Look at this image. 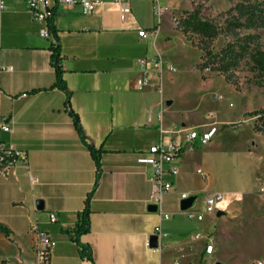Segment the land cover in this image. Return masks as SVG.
I'll return each instance as SVG.
<instances>
[{"label":"crops","instance_id":"1","mask_svg":"<svg viewBox=\"0 0 264 264\" xmlns=\"http://www.w3.org/2000/svg\"><path fill=\"white\" fill-rule=\"evenodd\" d=\"M53 24L56 34L51 32L69 94L54 83L53 42L38 34L44 24L31 17L22 0H6L1 12L0 68L11 69H0V111L9 116L10 123V130L0 137L7 145L22 149L25 157L0 173V223L10 230L9 235L0 232L6 246L0 252V264L2 260L5 264H39L32 224L55 239L47 264L81 262L78 246L64 230L75 224L95 179V162L84 141L101 149L99 179L89 201V229L78 236L88 247L92 264H172L180 255L179 264H198L201 254L209 264L212 254L203 252V242L187 243L185 235L190 227L206 232L222 214L224 204L262 188L258 146L251 141L218 148L219 135L212 143L183 151L171 162L178 173L164 175L172 187L163 194L160 210L169 213V218H162L158 210H147L152 169L137 161L147 149L139 144L141 128L157 130L158 102L164 98L150 102L147 91L135 87L136 61L134 66L119 68L116 47L125 45L128 34L135 32L139 40H145L143 56L159 53L151 48L155 35L150 32L160 28L153 3L131 0L125 12L106 1L90 14H82L77 3L59 5ZM139 28L146 29L147 36H139ZM133 93L142 98L135 123L127 115V97ZM70 110L78 115L84 140L73 126ZM148 112L151 122L146 120ZM174 122L198 129L206 125L202 120L196 124L182 119L164 122L163 117L166 125ZM239 160L249 170L248 176L235 174L231 163ZM228 174L231 184L215 189L224 196L217 210L222 212L207 215L201 222L188 221L180 212L179 194L186 191L198 196L196 209H201L203 194L213 191L214 181ZM37 199L42 209L35 207ZM49 213H55L56 221H49ZM156 225L159 247L153 248L148 237Z\"/></svg>","mask_w":264,"mask_h":264},{"label":"rangeland","instance_id":"2","mask_svg":"<svg viewBox=\"0 0 264 264\" xmlns=\"http://www.w3.org/2000/svg\"><path fill=\"white\" fill-rule=\"evenodd\" d=\"M244 1L260 2L264 15V0H160L165 11L158 20L160 28L159 32L156 30L151 48L159 51L152 54H159L163 61L161 90H157L154 79L143 87L150 102L164 98V101L158 102V108H163L164 122L182 119L188 124H196L202 120L203 123L218 128L213 140L209 141L212 143L217 136H222L218 148H226L231 143L249 144L252 141L261 154L262 188L242 194L224 204L222 214L214 219L211 223L213 225L206 231L214 244L209 264L215 261L223 264H264V133L253 130L255 116L247 114L264 106V78L250 70L247 62L249 48L264 44V19L260 26L237 28L235 34H225L220 30L210 41L207 49L211 53H219L226 44L232 42L237 46L244 38L242 43L245 45V52L237 65L224 74L215 70H200L198 66L205 60V51L196 44L198 37L191 35L187 38L176 26L184 12L194 8L198 9L202 17L221 24L227 11L233 12L235 5ZM144 43L145 40H139L135 32L129 33L126 44L116 47L118 67L127 68L130 64L134 66V61L143 56ZM137 93L127 97V115L134 118V123L137 122L142 107L141 96L134 95ZM167 100H171L169 105L165 103ZM141 129L144 133L139 144L148 148L155 141L157 130L153 126H143ZM233 165L236 175L242 172L248 176L249 170L243 162H232L231 166ZM230 176L228 174L221 176V179L217 178L214 189L210 192L217 191L215 189H221L226 184L230 185ZM197 198L198 196L192 203V209L197 207ZM187 220L196 223L194 220ZM193 228L190 227L185 239L195 232ZM5 247L0 241V252ZM201 257L202 261L198 264H208V259H203L204 254Z\"/></svg>","mask_w":264,"mask_h":264},{"label":"built area","instance_id":"3","mask_svg":"<svg viewBox=\"0 0 264 264\" xmlns=\"http://www.w3.org/2000/svg\"><path fill=\"white\" fill-rule=\"evenodd\" d=\"M25 2L26 8L31 17L44 24L38 34L41 37L51 38L55 43V38L52 35L51 29L48 25V19L53 15L55 7L69 6L77 3L82 14H90L95 11L100 5L106 1H111L118 4L125 12L128 11V3L131 0H22ZM153 3V12L159 20L162 13L165 11V6L160 4V0H149ZM6 0H0V17L1 12L5 7ZM141 37L147 36L149 33L144 28H139L137 31ZM156 35V30L151 31ZM137 77L135 79V87L143 89L151 79L156 80L157 90H161V73L163 68V61L159 54H146L136 60ZM0 69L10 70L11 66H4ZM154 84V83H153ZM1 94V89H0ZM25 95L21 93L20 96ZM157 130L158 138L155 142L150 144L148 148L141 152L137 157V161L151 167V173L148 175L150 182L149 203L156 205V210L162 218H169V213L160 210V204L164 193L169 191L172 187V182L164 177L166 173L176 175L178 167L171 164L172 160L179 156L183 151H191L198 146L207 144L215 135L217 128L215 125L206 124L204 128L198 129L194 126H189L181 123H163V108L159 107L157 111ZM147 122H151L152 115L148 112L146 115ZM10 130L9 116L0 111V134ZM25 152L22 149L7 145L0 137V173H6L18 161L24 160ZM167 165V166H166ZM198 172L203 178H206V173L201 169ZM190 194L183 191L179 194L180 200L187 198ZM196 196L194 195V200ZM192 201V203L194 202ZM223 200V194L218 191L206 192L202 196L203 207L201 209H192L191 205L180 211L189 220L201 222L207 215H214L219 209V205ZM48 219L51 222L56 221L55 213H49ZM31 231L35 237V255L39 264H47L49 259L50 249L55 245V239L46 230L40 229L36 224L31 225ZM153 233L160 239L159 226L154 227ZM196 241L203 242V252L211 255L214 251L212 237L204 231H195L186 238L185 242L193 243ZM159 247V245H158ZM180 255L179 257H181ZM179 257H175L172 264H179ZM79 264H92L89 256L84 255ZM213 264V263H212Z\"/></svg>","mask_w":264,"mask_h":264},{"label":"trees","instance_id":"4","mask_svg":"<svg viewBox=\"0 0 264 264\" xmlns=\"http://www.w3.org/2000/svg\"><path fill=\"white\" fill-rule=\"evenodd\" d=\"M53 15L48 19L49 28L56 34V28L53 24ZM263 8L262 4L258 1H244L239 2L235 5L233 12L227 11V15L223 18L221 24L215 23L210 19L202 17L197 8L190 11H185L184 14L177 21V28L187 37L190 38L191 35L198 37L199 48L203 49L205 52V60L198 66L200 70H215L221 73H226L230 68L237 65L242 54L245 52V45L241 39L240 45L235 46L234 43L230 42L221 49L219 53H211L207 49L210 41L217 35V33L222 30L225 34H235L237 28H249L260 26L263 22ZM56 43V44H55ZM50 45V61L54 67L55 73V85L60 89L69 94L65 83L62 78V69L60 66V57L57 41ZM247 62L249 64V69L252 70L257 76L264 78V44L253 45L249 48L247 53ZM228 79V76L225 75ZM73 126L84 140V133L80 125V121L77 113L70 110L69 111ZM249 116H255L252 128L254 131H261L264 133V106L260 109L252 110L247 112ZM85 143V146L89 150L95 162V179L91 190L86 194L84 200V206L77 213V220L75 224L70 229H65L64 231L69 234L72 241L78 246V252L81 256L87 255L90 257L89 249L86 245L80 243L79 234L85 232L89 229V201L93 194V190L96 187L97 181L100 174V153L101 149L94 147L92 144ZM0 232L5 235H9L10 230L5 225L0 223ZM1 264H5L2 260Z\"/></svg>","mask_w":264,"mask_h":264},{"label":"water","instance_id":"5","mask_svg":"<svg viewBox=\"0 0 264 264\" xmlns=\"http://www.w3.org/2000/svg\"><path fill=\"white\" fill-rule=\"evenodd\" d=\"M165 103L167 105H169L171 103V100H167ZM193 200H194V195H190L187 198L181 199L179 201V208L181 210L188 208L191 205V203H192ZM35 207L37 209H42L43 208V203H42V201L40 199H37L35 201ZM147 210L155 211L156 210V205H154V204H148L147 205ZM221 212L222 211L219 210L217 212V215H219ZM148 245L150 247H153V248H155V247L158 246V236H157L156 233H152L151 235H149V237H148ZM213 264H223V263L221 261H215V262H213Z\"/></svg>","mask_w":264,"mask_h":264}]
</instances>
